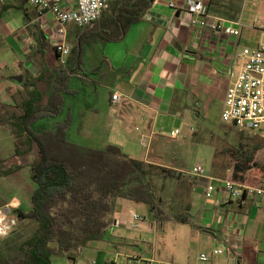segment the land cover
I'll return each instance as SVG.
<instances>
[{
  "label": "crops",
  "instance_id": "0c3cea01",
  "mask_svg": "<svg viewBox=\"0 0 264 264\" xmlns=\"http://www.w3.org/2000/svg\"><path fill=\"white\" fill-rule=\"evenodd\" d=\"M187 1L113 0L97 21L88 25L66 23V41L71 47L67 56H61L54 45L59 23L51 11L41 12V7L29 0L0 3V45L4 53L0 54V106L22 109L19 114H8L6 120L24 114L34 89L39 90L42 103H46L56 79L62 76L60 70H65L70 88L77 93H65L64 111L38 121L40 124L49 121L38 129L64 122L71 114L67 132L73 142L77 140L70 133H116L122 135L123 143L129 144L131 152L127 154L154 164L170 163L163 161L162 156L184 153L179 147L193 141L192 130L198 124L193 118H206L204 103L220 95L224 106L227 87L232 81L229 74L239 52L264 40V27L244 18L248 0H203L205 15L190 13ZM62 5L74 7L76 0H62ZM192 16L208 18V22L193 23ZM218 20L239 21L241 34L213 30L209 23ZM18 75L21 81H16ZM114 92L122 94L121 101L112 100ZM70 98L74 103L69 104ZM168 124H172L170 132L166 130ZM74 126L77 130L71 132ZM176 129L179 132L173 135ZM183 130L184 139H178ZM88 145L98 148L117 145L125 152L122 142L112 137ZM139 148L145 149V153L138 154ZM158 155L162 161L157 160ZM197 163L201 162H194L186 169ZM213 163L214 153L209 158L207 172L216 178L233 179L232 174L237 176L242 172L237 164L225 169L219 161L216 168ZM171 164L181 169L178 164ZM192 177L195 183L187 213L194 222L189 224L200 233L193 241L199 249L193 248L196 252L188 264H229L234 257L239 264H264V196L235 199L218 192L214 200H208L204 187L209 177ZM256 185L264 187V181ZM15 192L1 199L0 206L13 201L14 209L17 208L21 202L14 196ZM137 203L119 198L115 221L106 238L90 241L82 252L85 249L98 252L101 258L98 256L96 264H109L107 248L133 249L137 245L135 238L116 236L111 231L114 225L119 230L130 227L132 212L136 210L129 209L138 208ZM146 209L152 213L150 207ZM137 212L146 219L142 210ZM217 248L224 251L215 253ZM202 253H207L209 258L201 259ZM131 257L137 264L167 262L149 251Z\"/></svg>",
  "mask_w": 264,
  "mask_h": 264
},
{
  "label": "trees",
  "instance_id": "16d2710c",
  "mask_svg": "<svg viewBox=\"0 0 264 264\" xmlns=\"http://www.w3.org/2000/svg\"><path fill=\"white\" fill-rule=\"evenodd\" d=\"M60 75L46 103H42L39 90L34 89L24 114L6 121L19 136L27 137L30 147L37 145L39 156L14 166H7L6 160L0 158V177L7 178L15 187L21 184L19 187L30 203L28 209L17 207L13 214L40 223L33 245L38 251L44 248L46 263L52 264V254L75 260L90 241L106 238L115 221L119 198L148 204L156 218L194 224L187 212L169 213L160 205L150 184V163L125 153L117 145L98 148L71 141L67 132L71 114L54 126L35 127L41 119L56 117L64 111L65 93H77L70 88L66 71L60 70ZM243 146L231 144L228 150L237 161H252L253 156ZM17 154L21 152L18 150ZM26 167L30 173L24 177Z\"/></svg>",
  "mask_w": 264,
  "mask_h": 264
},
{
  "label": "rangeland",
  "instance_id": "374dc122",
  "mask_svg": "<svg viewBox=\"0 0 264 264\" xmlns=\"http://www.w3.org/2000/svg\"><path fill=\"white\" fill-rule=\"evenodd\" d=\"M248 1L249 3L245 6L244 18L252 20L257 26L261 23L264 24V0ZM258 20L260 21L258 22ZM0 54L1 56L4 55L1 45ZM9 69L6 68V71H10ZM230 72L229 77L234 79L238 69L233 68ZM68 100L69 104L74 103L71 98ZM223 107V98L220 95L219 97H211L209 102L204 103L203 113L206 118H199L198 120L193 118V120L198 122L192 130L193 141L191 140L189 144H185L184 148L183 146L179 147L184 153L180 151L176 157L175 153H168L162 156L163 161L174 162L181 166L180 170L174 168L170 163L161 165L148 162L150 163L149 168L153 172V176L150 179L151 187L154 189L160 205L167 212H187L188 206L192 201L195 178L187 173L186 167L191 166L194 162H202L206 168H209V158L213 153L214 168H216L218 161L225 169L234 168V164L240 167L242 172L237 173V176L232 174L233 179L248 180L253 185L261 184L264 181V124L256 130L241 131L239 128H233L230 123L225 122L221 118ZM21 112L22 109L17 106H0V158L6 160L7 166H14L19 162L26 163L39 156L37 145L34 143L30 147L25 141V136H19L12 125L6 122L8 114H19ZM47 124H49V121L44 124L39 122L36 127L41 128ZM171 125L168 124L166 128L169 132ZM75 130H77V127L74 126L70 131L74 132ZM183 133L184 130L178 139H184L181 137ZM70 135L74 140L85 145L100 144L106 138L112 137L114 141L122 142L125 153L131 152L129 144L123 143L122 135L116 133L111 135L70 133ZM168 135L170 136V133ZM240 143L244 144L242 149L247 150V153L253 156L252 161H237L231 156L228 150L231 144ZM18 150L21 152L20 155L17 154ZM144 150L139 148L138 154L145 153ZM159 157L160 155L157 156V160L162 161ZM256 164L258 166H255ZM23 173L24 177H26L25 175L28 176L30 168L26 167ZM7 181H9L7 178L0 180V201L11 191L16 190L14 196L21 202L18 207L28 209L30 203L23 188L19 187L21 184L15 187L13 183ZM4 205H1L0 208ZM137 205L139 206L138 208L133 206L130 207L129 211H138L140 209L146 214L147 217L142 222L141 228L136 229L130 226L126 230H119V228H116L117 225H114V230L111 231L116 236L135 238L137 245L133 249L114 246L107 248L106 257L109 259V264H137L132 260L131 255L139 256L148 251L167 262L188 264V259L199 249V246L193 243L199 238V230L191 224L178 221L175 218L160 219L155 217L156 219H153L154 215L150 214L146 209L149 207L148 204L139 202ZM12 212H14V208ZM39 228L40 223L36 219L18 218L16 228L8 235L0 237V264H47V260L44 258L46 254L43 251L44 248L38 251L33 245V237L37 234ZM193 248L196 251H193ZM98 256L101 258L100 253L90 252L89 249H85L83 252L81 251L76 261L84 264H93V260H98ZM50 258L52 264H73V259L66 256L52 254Z\"/></svg>",
  "mask_w": 264,
  "mask_h": 264
},
{
  "label": "built area",
  "instance_id": "2783aa9c",
  "mask_svg": "<svg viewBox=\"0 0 264 264\" xmlns=\"http://www.w3.org/2000/svg\"><path fill=\"white\" fill-rule=\"evenodd\" d=\"M8 1L0 0V3L6 4ZM29 1L38 4L41 7V12L49 10L56 17L59 26L54 33V45L61 56H67L71 52V47L66 41V23L74 22L78 25H88L97 21L102 16L107 4L113 0H76L74 7L62 5V0ZM172 5L174 6L173 3ZM187 9L193 15H205L207 13L203 0H188ZM191 21L193 23H206L208 18L201 19L200 17L192 16ZM209 24L216 31H224L235 36L241 34V23L239 21L218 20ZM259 27L263 28L264 25L261 23ZM233 68H237L238 72L227 88L221 118L239 129L256 130L264 124V40L255 46H245L235 58ZM122 98L123 96L119 92L112 94L114 102H119ZM178 132L179 129H176L172 131V134L174 135ZM187 173L209 177V181L204 187V193L208 200H214L218 192L225 193L230 198L235 199H244L247 196L255 198L264 196V187L262 186L209 175L206 166L202 162L194 165ZM14 207L16 205L11 201L0 208V237L8 235L18 225V218L12 212ZM143 220L144 216L141 213L133 211L130 226L136 229L140 228ZM223 251V248L214 250L215 253H222ZM200 258L207 260L209 255L202 253ZM73 264L84 263L75 259ZM93 264H96V260H93ZM160 264L175 263L161 262ZM229 264H239V262L234 257Z\"/></svg>",
  "mask_w": 264,
  "mask_h": 264
},
{
  "label": "water",
  "instance_id": "95a60500",
  "mask_svg": "<svg viewBox=\"0 0 264 264\" xmlns=\"http://www.w3.org/2000/svg\"><path fill=\"white\" fill-rule=\"evenodd\" d=\"M15 79H16V81H21L22 77L21 76H17Z\"/></svg>",
  "mask_w": 264,
  "mask_h": 264
}]
</instances>
